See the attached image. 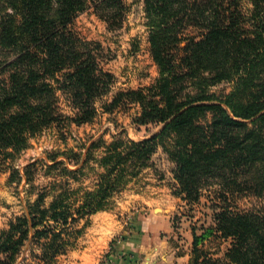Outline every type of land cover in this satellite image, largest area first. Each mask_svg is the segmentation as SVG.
Segmentation results:
<instances>
[{
	"label": "trees",
	"instance_id": "1",
	"mask_svg": "<svg viewBox=\"0 0 264 264\" xmlns=\"http://www.w3.org/2000/svg\"><path fill=\"white\" fill-rule=\"evenodd\" d=\"M142 2L158 77L149 86L117 92L104 105L133 104V121L159 130L139 141L99 138L84 152L61 153L63 160L50 156L47 170L73 180L86 168L97 170L94 182L74 189L64 180L47 205L39 193L0 232V264H16L30 246L39 248L43 262H54L79 236L73 224L106 210L116 192L152 166L158 148L174 163V193L187 203L212 185L262 196L264 0ZM90 6L110 26H118L125 11L122 0H0L2 159L16 158L30 137L54 123L92 121L95 99L109 92L112 75L96 63L91 43L71 30ZM223 82L231 84L227 92L213 90ZM57 91L69 94L74 116L60 112ZM202 231L192 228L191 264H264V204L251 211L214 209ZM209 236L229 241L223 258L205 257L198 248Z\"/></svg>",
	"mask_w": 264,
	"mask_h": 264
},
{
	"label": "rangeland",
	"instance_id": "2",
	"mask_svg": "<svg viewBox=\"0 0 264 264\" xmlns=\"http://www.w3.org/2000/svg\"><path fill=\"white\" fill-rule=\"evenodd\" d=\"M122 2L125 11L118 26H110L92 6L71 24V30L80 39L91 43L89 47L98 66L112 75L109 92L94 101L96 114L92 121L54 123L30 137L27 148L16 158L4 160L0 156V232L39 193H45L47 205L65 186L64 180L74 189L90 188L94 182L97 170L84 169L77 175L78 180L61 175L59 169L47 170V164L52 162L50 156L57 154L56 160H63L61 153L69 149L84 152L99 138L107 143L115 136L139 141L159 130L160 125L155 123L136 124L133 119L138 107L133 104H120L109 110L104 105L117 92L149 86L158 77L150 55L143 2ZM230 86L223 82L213 90L227 92ZM56 96L60 112L74 116L76 109L69 94L57 91ZM151 162V167L113 195L106 210L73 224L74 230H80L79 236L72 247L49 264H191L192 228L200 235L211 223L214 209L251 211L263 207L264 192L262 196L224 193L218 185L203 187L198 201L187 203L174 193L177 189L173 178L175 165L161 148L152 155ZM27 174L31 176L30 181L26 179ZM121 244L123 247L119 249ZM228 245V240L213 236L198 242L202 254L212 259L223 258ZM38 253V247H27L16 264H47L38 258Z\"/></svg>",
	"mask_w": 264,
	"mask_h": 264
},
{
	"label": "crops",
	"instance_id": "3",
	"mask_svg": "<svg viewBox=\"0 0 264 264\" xmlns=\"http://www.w3.org/2000/svg\"><path fill=\"white\" fill-rule=\"evenodd\" d=\"M98 212H100V211H98ZM98 212H97V213H98ZM122 247H123V244L120 245L119 249H121ZM119 261H120V260L118 259V262H119Z\"/></svg>",
	"mask_w": 264,
	"mask_h": 264
}]
</instances>
